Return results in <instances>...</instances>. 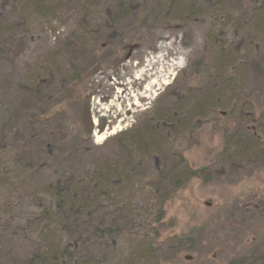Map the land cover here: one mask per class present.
Returning <instances> with one entry per match:
<instances>
[{
  "label": "rangeland",
  "instance_id": "rangeland-1",
  "mask_svg": "<svg viewBox=\"0 0 264 264\" xmlns=\"http://www.w3.org/2000/svg\"><path fill=\"white\" fill-rule=\"evenodd\" d=\"M156 1L168 19L166 0H92L86 8L87 29H95L90 39L73 2L47 0L53 11L35 17L21 10V0H0L2 160L13 173L10 157L31 168L44 163L32 175L27 171L22 188L25 193L40 183L47 186L60 177L69 157L81 159L84 167L89 156L114 158L125 132L142 131L155 108L173 110L181 106L179 98H209L217 91L221 94L209 98L213 102L206 111L189 112L195 99L175 112L178 117L188 110L186 130L153 151V161L144 160L149 176H173L171 181L164 178L158 185L147 177L123 184L126 192L120 198L133 196L137 205L132 211H143L126 218L118 248L131 255L134 247L153 239L158 250L149 252L154 256L150 262L157 264H264L263 2L239 0L241 9L232 5L230 17L222 18L212 0L194 1L196 15L189 20L173 12L169 20L157 21ZM208 34H219L221 47L238 55V68L222 75L228 83L201 68L214 57L202 51ZM66 43L74 55H57ZM70 55L80 64L76 70ZM50 61L60 73L54 84H42L46 95L38 100V89L24 92V73L41 67L50 72ZM73 72L76 78L69 80ZM231 77L238 84L235 90ZM214 87L220 88L210 91ZM153 191L156 198L149 199ZM7 193L6 187L0 189V196ZM47 202L44 197L41 204ZM27 205H18L19 215L26 214ZM13 217L6 212L0 219V264H24L44 247L37 228L8 230ZM131 237L135 242L128 246ZM169 238L180 244L160 250L159 243Z\"/></svg>",
  "mask_w": 264,
  "mask_h": 264
},
{
  "label": "trees",
  "instance_id": "trees-1",
  "mask_svg": "<svg viewBox=\"0 0 264 264\" xmlns=\"http://www.w3.org/2000/svg\"><path fill=\"white\" fill-rule=\"evenodd\" d=\"M21 1L24 2L21 10H29L30 14L35 17H44L48 12L53 11V8H49V2L47 0ZM67 1L68 3L73 2V6L75 7L74 12L80 17V24L84 26L80 27L87 31L90 39H94L91 32H95V29H87L89 19L86 12L88 11L86 8L93 4L91 3L92 0ZM194 1L200 0H190L184 4H181L182 0H166V13L169 14L168 19L165 18L164 8L159 5L160 1H156V4H154L155 19L157 21H162V19L169 20L173 12H175L180 16H186L184 19L189 20V17L193 14V16L196 15L194 12L197 9H195ZM204 1L207 2V0H201V2ZM238 1L212 0L211 5L218 13L219 11L222 13V18H229L232 13H230L232 5H235L236 9H241V6H238ZM260 2H263L261 5L264 6V0H260ZM255 9H260V7ZM263 12L264 10H262ZM259 18H262L261 14ZM79 38L84 39L83 36ZM203 40L204 48L202 51L206 54L212 52L214 57L211 55V58L208 60L209 66L204 63L201 68L210 75L215 74L220 81H224V84L228 83V80H224L225 77L223 76H225V72L238 68L236 66V57L238 58V55L232 57L231 48L221 47L222 39L219 34H208ZM215 40L216 43L214 42ZM73 50L66 43L57 55H74L75 51L73 52ZM69 60L74 70H76L75 68L80 64L75 62L73 58ZM49 64L50 72L43 71L41 67L36 70L28 69L24 73L26 80L24 92H27L31 88L38 89V100L41 96L46 95L45 88L42 84L45 82H49L51 85L54 84L57 81L55 73H60V69L53 66L51 61ZM194 72L199 73V70ZM75 75L76 72H73V76L69 77V80H74L76 78ZM231 79L232 81L229 83L231 86L230 89L235 90L238 87V84L233 82L236 78L231 77ZM220 87H214L210 91L219 89ZM218 94L221 93L217 91L211 92L209 98ZM188 96V99L179 98L178 104H181V106H177L173 110L172 106H166V108L164 107L165 109L155 108V111L151 114L142 131L132 132V134L125 132L127 138L120 142L119 153L116 152L118 154L115 153L116 156L114 158H93L89 156V164L87 163L88 165L84 167V161L81 159L72 160L69 157L65 159L63 173L60 177L48 181L47 186L45 185L46 183H40L31 188H27L25 193L22 187L24 181L28 178L27 171L32 172V175L34 173L33 170H36L38 167L42 168L44 163L38 162L31 168V164L20 162L16 157H10L14 165L13 173V170L8 169L7 163L2 160V156L0 155V189L6 187L7 194H9L5 197L4 195L0 196V219H4L6 212L7 214L15 215L17 219L13 217L11 220H8V230L23 233L22 231L37 228L38 240L44 244V247L34 252L24 264H109L110 259H112L111 264L158 263V261L150 262L154 259V256L150 255L149 252L158 250L157 247L153 246V239L150 243H145L138 249L134 247L133 249L135 250L132 251L131 255L128 250L125 252L123 251L124 248H118L124 238L120 234L125 229L124 222L127 220L126 218L143 211L138 209L135 212L132 211V208L137 205L134 202L135 198L133 196L128 195L124 199L120 198V196H122L123 192H126V188L123 186L124 183L132 184L136 181H144L147 177L155 181L158 185L164 182V178H168L169 181L172 180L173 176L168 177L162 176L161 174H158V176L156 173L157 177L149 176L150 174H148L146 167H144V160L153 161L151 154H154L155 151H160L162 145L165 144L169 137H178L182 131L186 130L184 125H187L186 121L189 120V115H184L186 111L189 110L190 113H192V110L204 112L213 102L208 97L195 98L193 94H189ZM195 99L196 103L194 104L193 100ZM189 101H193L189 106L191 109L175 117L178 110L181 111L182 108H187ZM163 127H167L169 136L164 137L163 134L167 132ZM244 148L243 146L242 149ZM91 152H93L92 149L89 153ZM121 152L122 154H120ZM41 184H43L44 188L40 187ZM157 190L159 193L163 189L160 186ZM152 194L153 196L149 199L156 198L154 191ZM44 197L48 198V202L41 204ZM23 201L28 202L26 214L19 215L17 207ZM46 205L53 206L47 208ZM161 215L163 213L157 216L158 222H160ZM142 221L144 225H148V221ZM77 222L81 223L79 227L76 226ZM4 229L7 231L6 227ZM81 230L82 232H80ZM172 240L173 238H169L166 242L159 243L158 247L164 251L165 249L174 248L180 244V242H173ZM127 241H130V243H127L130 246V244L135 242V238L131 237ZM95 252L98 253L97 256L94 255ZM108 259L109 261H107Z\"/></svg>",
  "mask_w": 264,
  "mask_h": 264
},
{
  "label": "bare ground",
  "instance_id": "bare-ground-1",
  "mask_svg": "<svg viewBox=\"0 0 264 264\" xmlns=\"http://www.w3.org/2000/svg\"><path fill=\"white\" fill-rule=\"evenodd\" d=\"M165 61V60H164ZM172 66V65H171ZM150 68V67H149ZM161 68V67H160ZM168 68V67H167ZM163 69V68H162ZM150 73V72H149ZM157 73H159V72H157ZM153 74V73H152ZM122 95V94H121ZM118 97H120V95H118ZM121 98V97H120Z\"/></svg>",
  "mask_w": 264,
  "mask_h": 264
},
{
  "label": "water",
  "instance_id": "water-1",
  "mask_svg": "<svg viewBox=\"0 0 264 264\" xmlns=\"http://www.w3.org/2000/svg\"><path fill=\"white\" fill-rule=\"evenodd\" d=\"M187 259H189L190 257L189 256H186Z\"/></svg>",
  "mask_w": 264,
  "mask_h": 264
}]
</instances>
